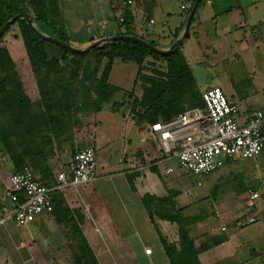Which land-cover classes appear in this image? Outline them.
I'll return each instance as SVG.
<instances>
[{"label": "crops", "instance_id": "1", "mask_svg": "<svg viewBox=\"0 0 264 264\" xmlns=\"http://www.w3.org/2000/svg\"><path fill=\"white\" fill-rule=\"evenodd\" d=\"M191 7V0H57L59 17L55 21L76 48L88 46L91 40L128 32L166 50L182 36ZM149 20L154 21L152 25L148 24ZM172 54L174 59L183 60L191 74L183 82L161 58L147 55L141 63H136L124 55L100 57L96 68L102 74L109 65L105 77L108 100L118 104L114 120L121 124L118 128L114 124L108 128L110 137L106 142L99 133L93 137L92 147L97 155L93 189L86 194L83 188L90 184L54 189L60 193H54L50 215L35 216L22 224L12 220L1 224L0 264H68L69 257L73 264H86L87 256L102 259L106 264V258H112V254L100 258L103 248L115 253L117 264H124L121 257L127 264H170L168 255L179 251L183 234L198 264H264V164L257 162L264 156V150L251 159L255 161L254 167H243L241 173L236 172L246 179L242 185H237V180L232 185L227 183V170L222 172L224 178L220 181L209 178L221 173L223 167L227 169L240 161L225 160L206 176L194 177L196 189L183 191L178 180L193 176L163 156L148 131L150 123L146 119L135 125L134 105L131 106L139 101L145 111L154 103L157 108L151 119L163 121L175 117L192 108L201 94L209 90L199 85L193 65L212 68L236 60L242 68L251 71L250 84H256L258 97L242 95L230 80L214 88L222 89L241 116L262 107L264 0H201L188 36L169 55ZM200 71L207 72L202 68ZM255 74L260 76L254 78ZM116 95L122 96L120 101H112ZM124 105L127 110L119 113ZM123 115L125 122L118 117ZM51 139L55 153L51 159L56 165L53 174L58 170L57 175L66 168L77 151L70 150L78 144L75 141L71 147L68 135L58 140L51 136ZM168 167L173 171L166 174ZM34 169L37 179L47 183L44 177L49 173ZM12 171L13 168L6 172L5 165L0 166V209H11L4 191ZM254 171L260 177L259 189H250ZM107 173L111 175L109 178L104 176ZM55 177L49 181L51 186ZM191 191L195 192L193 196H189ZM252 193L257 194L256 199H250ZM254 201H258L257 205ZM249 217L254 222L248 223ZM53 230L57 232L55 237L51 235ZM74 232L76 238L72 237ZM79 244L85 250V257ZM74 247L76 251H72ZM145 249L151 252L147 254Z\"/></svg>", "mask_w": 264, "mask_h": 264}, {"label": "rangeland", "instance_id": "2", "mask_svg": "<svg viewBox=\"0 0 264 264\" xmlns=\"http://www.w3.org/2000/svg\"><path fill=\"white\" fill-rule=\"evenodd\" d=\"M34 1L35 0H16V2H12L11 0H2L0 5L16 3L21 10L33 18L35 16ZM45 4L47 7L49 2L45 1ZM51 6L52 4H50V7ZM33 22L40 32L48 35L53 32L44 24L34 20ZM62 25L64 26V23ZM54 45H45L49 56L58 59L63 57L65 55L63 51L60 50L58 46L56 47V45ZM24 54L25 52L20 39V30L17 26H14L5 35L0 46V98L2 99H0V166L4 167L5 165V171L7 172V170H11L14 165H16V162L30 165V161L32 160L38 170H44V172L49 173L46 174L44 179L50 180V178L53 179L58 172L57 170L53 174L56 168V165L53 164L51 159L55 156L53 148L51 147L52 155L50 157L40 160V154H30L31 150L34 152L36 151L35 147L30 146L29 142L24 139L27 135L31 136L34 134V136H36L38 134L36 131H38L39 126H37L36 120L41 119L44 122H40V126L45 125V130H43V132H46L50 138L57 134L60 135V138L61 136L65 138L68 135V142L72 145L71 147H74V144L77 142L78 147L70 150L74 151L75 149L78 150L79 148L94 146L93 137L97 133L101 134L102 141H108L110 137L108 128L113 126V124L118 128L119 123H115L114 120V118L117 117L115 110L118 108V104L111 103V100H108L109 89L103 86L101 74L96 68L97 65L94 53L76 59H71V56L66 55L63 62H61L64 68L58 73H50L44 67L30 66ZM201 68L203 70L205 69L207 72L200 71ZM193 72L196 74L199 85L203 90L214 88L222 82L230 80L231 83L234 84V88L242 95L252 97L257 91L255 87L256 84H254V82L250 84V78L252 76L251 71L245 66L242 68L240 62L236 60L234 62L225 61L224 63H219L212 68L207 65L202 67L193 65ZM258 76H260V74H255L254 78ZM14 91L18 93L21 92L25 99H23L25 105L23 106L24 109H20L18 112L8 109V105L3 101V95L6 97V95L10 93L12 97ZM103 94L107 95V97L104 98ZM223 94L225 95L224 92ZM257 95L252 98H257ZM120 97L122 96L116 95L112 98V101H120ZM14 103L16 104L17 102ZM133 105L134 109L132 112L136 116L135 125H140L139 123H141L142 120L140 116L144 108L140 105L139 101L132 102L131 106ZM127 108L128 107L124 105L123 108H120L119 113L124 114ZM36 112H40V114L35 116ZM118 117L125 122V115L122 116L123 118L121 116ZM21 122H25L28 125L19 128L18 124ZM3 136L5 137L4 139L2 138ZM39 136L41 137V134ZM101 158L103 159V153L101 154ZM257 162H259L260 165L264 164V156L262 158L259 157ZM254 163L255 161H251L250 159H241L239 162L231 164L233 166L229 165L231 167L227 169L223 167L219 171L221 173L212 174L209 178L220 181L221 177L224 178L222 172L227 170V183L229 182L232 185V182L235 183L237 180L236 184L242 185L246 179L243 175L239 176L236 172L241 173L243 169L240 168L243 167L245 169L251 166L254 167ZM31 167L34 168L33 165ZM253 174L255 176H253L251 180L252 184L250 189H259L260 177L257 176L256 171H254ZM176 175L177 174H173L172 176ZM236 175L237 177L239 176L237 179L235 178ZM104 176L109 178L111 175L107 173ZM195 182L196 179L189 176H182V178L178 180L183 191L196 189ZM93 184L83 188L84 194H86V192L91 193V189H93L91 186H93ZM54 193L60 192L50 191L49 195L53 204V209L55 203ZM194 194L195 192L191 191L189 196H193ZM257 202L258 201H254V205H257ZM39 216L48 215L40 214L38 217ZM42 229L46 230L47 228L42 227ZM75 229H77V227ZM55 231L56 230H53V234H51L52 237L57 236V232ZM72 237L76 238L75 232ZM62 238L65 239V236H62ZM79 249L81 253L83 249L81 244H79ZM72 251H76L75 247ZM110 253L112 254V258H106L111 256ZM113 253L114 252L109 250V248H103L100 250L101 255L99 256L100 258L107 259L108 262L106 264H117L115 263L116 261L114 260ZM120 261L124 264L128 262L122 257ZM67 262L68 264H73L72 257H69ZM86 262V264H95L96 262V264H105L104 260L89 256H87Z\"/></svg>", "mask_w": 264, "mask_h": 264}, {"label": "built area", "instance_id": "3", "mask_svg": "<svg viewBox=\"0 0 264 264\" xmlns=\"http://www.w3.org/2000/svg\"><path fill=\"white\" fill-rule=\"evenodd\" d=\"M153 22L149 20L148 24ZM201 103L171 120L148 126L163 156L180 170L202 178L225 160H251L263 152L264 105L241 116L219 88L204 91ZM172 171V167L165 169L166 174ZM96 177L97 155L93 147L77 150L66 168L56 175L52 186L36 179L29 166L10 172L4 194L11 209H0V225L6 220L22 224L40 214L49 215L53 211L51 190L91 184ZM256 198V193L250 195V199ZM247 222H254V218H247ZM150 252L145 249V253Z\"/></svg>", "mask_w": 264, "mask_h": 264}, {"label": "trees", "instance_id": "4", "mask_svg": "<svg viewBox=\"0 0 264 264\" xmlns=\"http://www.w3.org/2000/svg\"><path fill=\"white\" fill-rule=\"evenodd\" d=\"M1 1L2 0H0V2ZM11 1L16 2V0H11ZM45 1L49 2L47 7L45 4ZM191 2L193 4L194 0H191ZM50 4H52L51 7H50ZM33 5L35 7V16L33 17L34 19L31 18L23 10H21V8L18 7L16 5V3L15 4L8 3V4L0 5V28L2 27V25L5 22H7V20L12 18L14 15L25 14L28 18L49 27L53 31L50 34V36H52V37H54V38H56V39H58L64 43H67L68 45H71L69 37L67 36L66 33H64L62 31V28L60 26H58L57 22L55 21V18L59 17V10L57 8V0H35ZM125 23H127V22L125 21ZM14 26H17L20 30V39H21L22 46H23V49L25 52L24 57H25L26 61L32 67H44L50 73H58V72L63 70L64 66L61 62H63L66 55L71 56V59H76V58H80L83 56L85 57V55L94 53L96 63H98L100 61L99 60L100 57L102 55H105V54L106 55H111V54L124 55L136 63H141L143 61L144 57L147 55L152 56L154 58H161V59H164L167 61L168 66L170 67V70L174 72L173 74L175 77L179 78L178 79L179 81L183 82L184 80H187V77L191 76L190 72L185 67V63L183 62V60H180L178 58L174 59L173 54L172 55H159V54L151 52L147 48H145L139 44L133 43V42L120 41V42L107 43V44L102 45L101 47L95 48V49L91 50L89 53H85L83 55L72 54V53H70L64 49L59 48L65 54L63 57H60L58 59V58L49 56L48 50L45 47V45L48 44L50 46H53L54 44L38 38L31 31V29L26 24V22L23 20L16 21L9 26V28L6 30V32L2 35V37L0 39V46H1V43H2L5 35ZM121 35L134 36V35L129 34L128 32H125L123 34H119L118 36H121ZM92 42H93V40L90 41V43H92ZM35 65H37V66H35ZM108 69H109V65L107 64L103 73L101 74L103 86L106 88H108V87L105 84V77L107 75ZM177 90L178 89L174 90V92L176 91L175 94H178ZM15 91H14V95L12 97H11L10 93H8V95H6V97L3 95V101L5 104L8 105V107H7L8 109H11L13 111L18 112L20 109H24V107H23V106H25L23 103L24 97H23V94L21 92L18 93ZM106 97H107V95H104V98H106ZM14 102H17V103L15 104ZM201 104L202 103H201V98H200L198 103H196L192 107L201 106ZM156 108H157L156 104L153 103L152 105H150L143 112L140 119L144 118L150 124L157 122L156 120H153L150 118L151 113L154 112L156 110ZM40 112H36L35 116H38L40 114ZM172 118H174V117L164 119L163 121H168V120H171ZM36 122H37V126H39L38 131H36V132H38V134L36 136H34V134L31 136L26 134L27 137H24V139L29 142L30 146L35 147L36 151L34 152L33 150H31L30 154H40L39 159L41 160V159H46L47 157H50L52 155V152H51V149H52L51 148V141H52V139L49 137L48 134H46V132H43V130H45V125L40 126V122H43V121L41 119H39V120H36ZM27 125L28 124L25 122H21L18 124L19 128L23 127V126H27ZM3 132H4V130H3ZM40 134H41V137L39 136ZM2 138L4 139L5 137L3 136ZM53 138H55V140H58L60 138V135L57 134V135L53 136ZM30 163L34 166V168H36V166H35L34 162H32V160L30 161ZM30 165L25 164V163L19 164V162L18 163L16 162V165H14V167H13V171H17L20 168H22L23 166H29L33 172L34 177L37 179V177L35 176L34 171H33L34 168H32L31 167L32 165L31 166ZM51 180H52L51 178H50V180H47L46 184L51 185V182H49ZM187 245L189 246V241L187 240V236L185 234H183L182 235V244H181V248L179 249V251L177 253L173 252L174 254L171 253L168 255L170 264H198L195 261V258L193 257V250L190 247H188ZM167 251L170 252L172 250L167 249ZM82 253H83V257H85V250L84 249H83Z\"/></svg>", "mask_w": 264, "mask_h": 264}, {"label": "water", "instance_id": "5", "mask_svg": "<svg viewBox=\"0 0 264 264\" xmlns=\"http://www.w3.org/2000/svg\"><path fill=\"white\" fill-rule=\"evenodd\" d=\"M200 1L201 0H194L192 7L189 11V14L186 18L184 32H183L182 36L178 40H176L173 44H171V46L166 50L159 49L156 46H154L150 43H147V42L143 41L142 39H140L136 36H127V35L113 36V37H109V38L99 39V40H96V41L90 43L88 46H86L84 48H76V47L68 45L67 43H64V42H62V41H60V40H58V39H56V38H54L48 34L40 32L36 28L33 20L28 18L25 14H17V15H14L9 20H7V22H5L2 25V27L0 28V39L11 24H13L16 21L23 20L26 22V24L29 26L31 31L38 38H40L41 40L50 42L52 44H55L59 48L64 49V50H66L72 54L83 55V54L88 53L91 50L98 48V47H101L102 45H105L107 43L124 41V42H133V43L139 44V45L147 48L151 52H154V53L159 54V55H169L174 51V49L179 47V45L183 42V40L188 36L190 24L192 22L193 16L195 14V11H196Z\"/></svg>", "mask_w": 264, "mask_h": 264}]
</instances>
